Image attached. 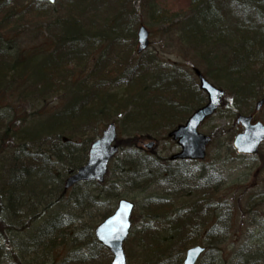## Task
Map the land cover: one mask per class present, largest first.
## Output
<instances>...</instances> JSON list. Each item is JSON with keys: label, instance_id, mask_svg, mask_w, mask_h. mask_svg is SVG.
Segmentation results:
<instances>
[{"label": "rangeland", "instance_id": "374dc122", "mask_svg": "<svg viewBox=\"0 0 264 264\" xmlns=\"http://www.w3.org/2000/svg\"><path fill=\"white\" fill-rule=\"evenodd\" d=\"M16 1L19 5L24 4L34 10L38 8L43 9V11L47 13L45 19L48 21L41 22L38 20L35 22L36 17L34 13H24V11L27 10V8L24 7L19 8V14H11L12 16H16L15 18H18L15 25L16 27L18 26L22 32L19 31L15 33L16 35L20 33V35L16 40L14 48L8 49L10 52L8 53L9 56L6 57L9 62L7 66L10 68L11 61L14 59L20 60V54L22 56L37 54L35 57H29L27 61L30 65L36 63L37 66L45 69L47 68L46 70L50 71L46 75L40 74V80L37 81L41 83V80H44L43 83H46L47 87H50V89L47 88L46 92H44L41 97L34 95L30 97L28 103L25 101L24 105L28 106H26L27 109L25 107L23 113L24 111L26 114L32 112L31 116H29V120L26 121V125L20 126L19 123L22 120L12 118L10 112L8 115L0 113V116L9 119L1 126L2 128L0 127L1 133L6 132L10 128H14V124H16L19 129L18 133L20 134L22 128L29 129L34 123L41 124L42 122H48V120L53 119L54 116L57 118H54L53 121H57L58 119L62 120V113L65 106L74 103L75 98L82 92L85 95L82 102H84L83 105L86 108L87 106H94L96 101L100 98L102 101L105 100L102 103L108 100L110 101L111 98H109L110 96H106V93H111L113 95L116 92H122L123 86H120V78L128 72L135 70L138 64H144L147 68V73H151L153 77L152 80H154L156 75H159L160 72L164 74L172 72V74H184L188 76V78H193L191 83L195 85L198 84V79L196 75H194L193 69L197 67L201 70V68L196 64V61H191L192 54H190V48L181 43L180 33L177 31H172L173 34L169 35L164 33L166 28L162 25L163 23L161 24L155 21V19L153 21L151 18V15H155L153 14V10L157 12L162 9L170 8V1L172 0H121L125 9L118 12L119 15L116 21L111 19L108 14L106 25L100 21L105 13L102 7L103 5H100V7H102L99 11L101 16L98 14L94 19L101 22V27H93L90 29L88 25L84 27L83 24L91 18L89 15L94 6L92 1L90 2L87 0L85 2V0H77L76 2V0H59L56 7L45 6L40 0ZM87 3L89 15L85 13L80 15L78 11L84 8ZM0 4L1 6L5 4L7 7V2H4V0H0ZM69 7L75 8V10L72 8L74 15H76V19L80 21L76 20L74 17L72 22L79 26V30L76 28V30H72V32L67 30L61 31L59 26L63 24V22L58 18L64 15L70 16L71 12L69 11ZM229 13H231L230 9L226 14ZM58 20L59 22H57ZM0 22L2 23L0 25L1 27L4 25V21ZM142 25L149 31V46L146 51L139 54L137 53L139 45H137L136 32ZM81 26H83L82 30H80ZM117 27L118 30L115 31ZM48 29L51 30V34L48 33ZM93 32L95 34L91 36ZM61 33H63L62 36H68L70 39L65 37L67 39L63 38L58 44L57 37H60ZM179 36L180 38L177 39ZM4 37L10 38V34L4 32ZM66 40L70 48L65 47L67 44V42H65ZM53 46H55V49H58L57 52L47 54L45 53L46 51L44 52L42 50L48 47L47 49H49L50 52ZM47 63L52 66L48 68L46 66ZM6 71H8V68ZM31 78L34 81L37 79L36 76H32ZM100 78L105 80L99 83L101 81ZM207 79L213 85H217L209 78ZM150 80V77H148L147 83H149ZM26 81L27 79L24 80V83H26ZM79 81L83 83L85 81L86 89L78 85ZM217 86L226 90V88L220 85ZM87 89L91 92L88 93ZM96 89L98 91L95 95L93 91ZM113 90H115V92H113ZM88 97L90 98L88 99ZM112 101L115 100L112 99ZM227 104L228 103L223 105L214 116L207 119L205 123L198 128L201 133L211 135L213 140L207 148L208 154L206 159L196 163L185 161V164L181 167L168 168L170 170L169 176L173 175L171 178L166 177L164 174V171L167 172L166 162L168 161L164 163L162 161L165 159L167 160L169 156L176 153L179 147L175 141L167 137L164 126L156 133L153 131H146V129H142L147 125L143 124V121L135 124H128L126 121L122 122V119H125V114L118 113L114 115L110 109L106 111L107 115L98 112L96 114V120L93 122L94 124L88 127H77V125H73L74 122H72L70 125L73 126L69 127L67 134L73 136L72 139L75 143L81 146L85 142L90 144L92 140L101 135V131L109 122H115L118 133L117 144L120 150L117 154L118 156L110 164L109 174L106 176L105 182L99 185L94 182L79 185L74 189L68 190L63 195L61 193L62 190L58 188V191L55 186H49L48 183H46L45 189H40V195L28 191L24 192L22 195L18 193L17 198L20 197L21 202L20 200L15 201L19 202V205L27 201L28 206H31L29 203L34 206L36 202L39 203L40 208L35 209V212L34 210L30 211L26 207L24 209L22 208V210H18L16 207L18 205L17 202L16 204L8 203L9 206L12 205L11 207L14 208L13 212L16 210V212H20L21 215H19V219L18 216H16L15 220L12 221V224H14L13 227L16 228L14 229L10 226V231L8 230V233H6V237L11 243L9 245L11 246V250L10 252L4 253L5 255H0V264H18L17 260L18 258L20 259V257H18L17 260L15 258L17 257L16 254L20 253V249L22 248L21 245H23L20 242L27 243L34 241V239L37 238L36 233L46 230L48 223L45 221L51 213L58 229H53L49 226L45 233L47 235V242L43 244L38 243L37 246L26 248V250L21 253V256L26 254L28 250H30L31 255L29 257L23 256L24 261H21L19 264H76L74 251L80 249V246H78L80 243L73 242L71 240L72 235L78 234V231L84 232V227L88 228L90 234L94 235V228H92V226L94 225L95 227L101 222L99 221L101 219V214H108L115 210L118 200L122 198H127L135 204L132 217V231L124 244L127 254V263L182 264L181 259L184 253L178 250L179 245H181L179 243L181 242L178 243V246L175 244L173 248L171 247L169 249L172 250L170 251L171 259H161L159 256L162 252H157L156 256H151V259H148L146 256L144 257L142 248L145 243L143 239L147 232L144 234L145 230L141 232V228L147 224L149 225L150 232L155 233L157 236L161 238H167V236L173 238L176 231L175 228L172 227L171 222L162 217L153 218L152 204L154 201L157 199L164 200L166 198L167 201L174 204L172 209L175 211L182 209L186 210L190 205L198 201L201 202L203 206H207V204L204 203V197L208 196V192L210 191L205 195L201 190L212 186L214 187L219 183L222 184V187H226L224 189L226 195L221 193L223 191L221 190L219 192L221 194H217L214 200L211 199V201L208 202V204L212 206L210 209L215 208L216 211L209 210V212H207L206 209L204 212V208L199 207L198 214L202 217V221L211 218V221L215 220V224L220 229V232L223 231L220 239L221 241L219 242H221L222 248L225 250L224 252L222 251V253L218 250L216 252L219 256L216 255L219 264H245L243 263L245 260L242 261L236 258L234 251L238 248H241L242 252L247 251V247L245 246L247 244L246 236H244L245 228L243 227L242 231L240 229V224H242L241 214L238 204L239 201L237 202L236 195H240L242 196L241 198H243L244 192L247 193L248 189L252 190L264 187V144L261 146L260 152L255 156L237 155L232 147V141L233 137L241 131L242 128L236 125L235 117ZM253 104L254 103H252V105ZM20 115L17 116L20 117ZM256 119H260L264 122V109L256 115ZM60 123L61 121H58L56 124L64 126V123ZM40 127L42 128L43 126ZM56 129H59V127H56ZM18 133L17 137L19 135ZM7 134H11V130L10 133L7 132ZM136 134H141V136H153L155 142H157L154 153L142 151L141 154L146 156L150 155L147 156L150 161L154 160H152V157L162 159L161 162L158 161V164L155 163L156 165L146 166L138 171L140 177L146 176L148 179L147 182H140V185L138 183L139 180L131 184L128 180H124V178L119 176L123 167L124 153L130 148L125 145L132 143L131 139L134 138ZM12 137L13 140H16L15 136ZM44 139L45 137H43L42 140L32 141L30 145V155L32 157L37 156L38 144H40L39 142L43 143ZM141 145L144 146V144L140 142L137 148L141 147ZM47 156L48 153H46L45 157ZM176 163L177 162L169 164L174 166ZM44 164L43 169H51L53 176L56 177L58 174H63L62 179L64 182L66 178L64 174L67 166H65V168L63 165L58 166L57 160L52 162L55 170L50 167L49 160L45 161ZM39 168V165H35V168H33V179L39 176V180L41 179L43 172L40 174ZM59 168L62 169L59 170ZM56 169L58 170L56 171ZM148 170L151 172V175L148 173L149 176L146 175ZM158 176L160 179L156 178ZM211 176H213V178H210ZM130 177H132V175ZM206 180L207 182H205ZM178 186L186 187L184 189H178ZM105 190H109V192L104 194L103 191ZM75 192L77 194L79 193L77 200ZM60 195H62V198L57 200V204L52 210L46 209L43 216L39 217L36 222L33 221L38 217L39 214H36V210L41 209L42 203L53 202ZM81 195H85L86 198H82L78 204V199ZM37 196L38 198H36ZM220 200H227L231 204L226 206L231 207L229 213H227L225 209L218 211L221 207H219L218 204ZM22 211H27L25 212L27 216H24L25 214H23ZM212 215H221L222 222L216 221L217 219L212 217ZM20 216L22 217L20 218ZM152 218L153 220H150ZM59 222L61 225L58 224ZM200 223L201 222L196 223L195 225L199 226ZM79 225L80 229H78ZM226 226L228 229L225 228ZM145 229L148 230V228ZM205 234L204 230H197L192 236H196L199 238L198 241H200ZM84 243L85 238L80 245ZM162 244L163 243L159 242V246ZM87 251H89V248L84 249L83 253L86 254ZM146 259H148V261L145 262ZM200 260L201 263L209 261L206 256L201 257Z\"/></svg>", "mask_w": 264, "mask_h": 264}, {"label": "trees", "instance_id": "16d2710c", "mask_svg": "<svg viewBox=\"0 0 264 264\" xmlns=\"http://www.w3.org/2000/svg\"><path fill=\"white\" fill-rule=\"evenodd\" d=\"M5 1L7 2V7L5 4L2 6L0 4V21H4V25L0 27V111L6 112L7 115L10 112L12 118L22 120L19 123L21 126V124L26 125V121L29 120V116H31L32 113L26 114L25 111L23 113L25 107L28 106L24 105L25 101L28 103L30 97L34 95L41 97L44 92H46L47 88L50 89V87H47L46 83H43L44 80H41V83L37 82L40 80V74L46 75L50 71L46 70L47 68L45 69L37 66L36 63L33 65L28 63V58L35 57L37 54H29L26 56L20 54V60L14 59L11 61L10 68L7 66L9 62L6 57L9 56L8 53L10 52L8 49L14 48L16 40L20 35V33L17 35L15 33L21 31V29L15 25L18 18H15L16 16H12L11 14H19V8L24 7L27 8L24 13H34V16L36 17L35 22L38 20L41 22H47L48 20L45 19L47 13H45L43 9L38 8L37 10H34L27 5H19L16 0H4V2ZM86 1L87 0H85V2ZM88 1H92L94 4L90 15L87 11L88 3L84 8L79 10L78 13L80 15L85 13L91 17L89 21L87 20L83 24L84 27H87L86 25H88L89 29L93 27H101L100 21L106 25L108 14L111 19L116 21V18L119 15L118 12L125 9L121 0ZM58 2H56V4H58ZM170 2V8L168 9H162L157 12L153 10V14L155 15H151L152 20L154 21L155 19V21H158L161 24L163 23L162 25L166 28L164 33L168 35L173 34L172 31L180 33L181 43L190 48V54H192L191 61H196V64L201 68V70L198 69L201 71L202 75H205L212 80L213 83L226 88V98L223 105L228 103L227 106L232 111L233 115L252 111V103L262 95L261 93L264 89V0H172ZM43 4L45 6L56 7V4ZM100 5H103L102 7L105 13L102 18L100 17L101 20L98 21L94 19V17L100 14L99 11L102 9ZM72 8L75 10L74 7H69V11L71 12L70 16L64 15L59 16L58 18L63 22V24L59 26L61 31L67 30L72 32V30H76V28L79 30V26L72 22L74 17L76 19V15H74ZM229 9L231 10V13L226 14L229 12ZM59 20L57 22H59ZM1 24L2 23L0 22V25ZM83 26L80 27V30H82ZM4 32L9 33L10 38H5ZM48 33L51 34L50 29H48ZM62 34L63 33H61L60 37H57L58 44L63 38L68 37H64ZM93 34L95 33L93 32ZM93 34L91 36H93ZM180 36L177 37V39L180 38ZM68 39H70V37H68ZM65 42H67L65 47L70 48L68 41L66 40ZM47 48H45L46 50L42 49L44 52L46 51L45 53L47 54L56 52L54 51L55 46L50 49V52ZM46 66L49 68L52 65L47 63ZM5 68H8V71H6ZM32 76L37 77L36 81L31 78ZM148 77L151 79L149 83H147ZM156 77L152 80L153 77L150 72L149 74L147 73V68L144 64H138L135 70L128 72L120 78V86H123L122 92L115 95L106 93V96H110V101L107 99V102L102 103L105 100L102 101L100 98L96 101L94 106H87V108L84 107V102H81V113H83V116H81L78 121H75L73 125L76 124L77 127H88L94 124L93 122L96 120V114L98 112L107 115L106 111L110 109L114 115H117L118 113L125 114V119H122V122L126 121L128 124H135L143 121V124L147 125L144 126L146 128L143 127L142 129L153 131L155 133L164 126L165 133H167L176 125L183 123V121L186 120V117L193 112L194 109L203 105L206 101V97L199 90V87L194 83H191L193 78H188V76L184 74H172V72L169 74L160 72ZM25 79H27L26 83H24ZM100 80L99 83H102L105 79L100 78ZM78 85L81 88L86 89L85 81L84 83L79 81ZM97 91V89L93 91L95 95L97 94ZM87 92L90 93L91 91L87 89ZM84 96L85 95L82 92L79 93L76 98H79L81 101ZM89 98L90 97H88V99ZM112 99L115 101H112ZM67 107L68 106H65V108ZM17 115H20V117ZM54 118L57 117L54 116L53 119ZM6 120L9 119L0 116V127L5 124ZM59 120L60 119L54 122L57 123ZM67 122H70V120ZM73 125L68 123L64 128H52L53 131L51 134L55 133L67 136L69 140L65 142H62L60 138L61 141L54 140L52 141L55 142L54 147H52V142H50V144L47 143L45 147H50L52 151L50 156L48 154V156L44 158L39 156L32 157L30 155L31 144L26 143V141L24 143L19 141V138L17 137L19 129L16 124H14V128H10L3 133L0 132V156H7L6 154L10 153L14 159L12 164L19 166L17 167L13 165L6 186L4 181H0V237L3 239H1L0 242L3 244V253L10 252L11 250V246H9L11 243L8 241L6 233H8V230L10 231L11 227L14 229L16 228L13 227L14 224H12V221L15 220L16 216H18L19 219V215H21L20 212H16V210L13 212L14 208L11 207L12 205H8V203L16 204L17 201L15 200H20L21 202V198H17L18 193L22 195L24 192L28 191L40 195V189H45L46 183H48L49 186H55L56 190H58V188L59 190H62V195L65 194L62 185L63 174H58L55 177L52 175L51 169H42L41 167L45 165V161L49 160V165L54 170L55 168L52 162L56 160L58 166L63 165L64 168L67 166L64 174L65 176L74 172L79 166L85 163L89 143L82 142V146L78 145V143H75L72 139L73 136L67 134L69 127ZM54 126L55 125H53V127ZM10 130L11 134H7V132L10 133ZM44 130L43 132L33 130L32 133H34V136L29 140H42L43 137H45L44 135L48 133L47 127L46 130ZM12 136H15L16 140H13ZM143 138L144 135L141 136V134H136V136L131 139L132 143L125 145L130 148L124 153L123 167L119 176L124 178V180H128L131 184H134L137 180H139V185L140 182H147V177H140L138 171L146 166L149 167L150 165H156V160L160 162L162 160L161 158H153L154 160L152 159L153 161H150L147 157L148 155L141 154L142 151L140 152L137 150V146L140 145ZM44 141L43 143H39L44 146ZM13 149H16L17 151ZM3 162H1V164H3ZM35 165H39L40 174L43 172L40 180V176L33 179V175L30 174H27L26 182L22 183L18 180L17 172L21 173V169L23 168L33 171ZM61 169L62 168H59V170ZM57 170L58 169H56V171ZM148 173L151 175L149 170L146 175H148ZM164 174L168 178L173 176H169L170 174L166 171H164ZM131 175L132 177H130ZM156 178H159V176ZM210 178H213V176ZM205 182H207V180ZM221 185L222 184L219 183L214 187L212 186L201 190L205 195L210 191L208 192V196L204 197V203L207 204V206H203L201 202L198 201L195 204L190 205L186 210L182 209L175 211L172 209L174 204L167 201L166 198L164 200L157 199L154 201L152 204L153 218L162 217L168 219L176 232L174 233L173 238L169 236H167V238H161L155 233L150 232L149 225L145 224V226L141 228V232L144 230V234L147 232L143 239V242L145 243L142 248L144 251V257L146 256L148 259H151V256H156L157 252H162L159 256L161 259H171L170 251L172 250L169 249L171 247L173 248L175 244L177 246L181 244L179 245L178 250L179 252L184 253L189 246L203 243L207 248L206 253L204 254V256L209 259L207 263H216L217 258L219 257L216 254L217 250L221 253L225 250L222 248L221 242H219L221 241L220 239L223 231L220 232V229L215 224V220L211 221L212 218L204 219V221H202V217L198 214V208H204V212L206 209L207 212H209V210L216 211L215 208L210 209L212 206L211 204H208V202L211 201V199L214 200L217 194L224 193L226 187H222ZM221 190L223 191L219 193ZM108 192L109 190L103 191L104 194ZM75 194L77 200L79 193L77 194L75 192ZM62 195L57 197L53 202L48 203L47 209L52 210L57 204V200L62 198ZM224 195H226V193H224ZM241 197L242 196L240 195H236V200L237 202L239 201L238 204L241 214L242 224H240V229L242 231L243 227L245 228L244 236H246L247 244L245 246L247 247V251L242 252L241 248L234 250L236 258L242 261L245 260L243 262L245 264H264V187L252 190L248 189L247 193L244 192L243 198ZM36 198H38V196ZM82 198H86V196L81 195L78 199V204ZM17 204L16 207L18 210H22V208L24 209L26 207L30 211L34 210L35 212V209L40 207L39 203L36 202L34 206L30 203L29 205L31 206H28L27 201H24V203L20 205L19 202H17ZM218 204L219 207L221 206L218 211L225 209L227 213H229V210H231V207H226L231 205L227 200H220ZM45 205L46 202L42 203L41 207ZM25 212L27 211H22L23 214H25ZM109 214L110 213L101 214V219ZM51 215L45 222L48 223V227L50 226L53 229H58L55 225V219H53ZM24 216H27V214ZM21 217L22 216H20V218ZM39 217L41 216L38 215L36 220ZM212 217L217 219L216 221L222 222L221 215H212ZM153 218L150 220H153ZM101 219L99 221H101ZM199 222H201L200 225L196 226L195 224ZM58 224L61 225L60 222ZM48 227L46 230L36 233L37 238L34 239V241L27 243L20 242L23 245H21L22 248L20 249V253L16 254L17 257L15 258L17 260V258L20 257V259L18 258L17 260L18 264L21 263V261H24L23 256L29 257L31 255L30 250H28L26 254L21 256V253L26 250V248L37 246L38 243L43 244L44 242H47V235L45 233L47 232ZM92 228H94V225ZM145 228H148V230ZM225 228L228 229L227 226ZM78 229H80V225ZM83 230L84 232L78 231V234H73L71 238L73 242H79L80 244L85 238V243L78 245L80 246V249L74 251L76 264H108L111 260V254L96 242L94 235L90 234L88 228L84 227ZM197 230H204L206 233L200 241H198L199 238L196 236H192ZM159 242L163 244L159 246ZM86 248H89V251L84 254L83 251ZM148 259H146L145 262L148 261Z\"/></svg>", "mask_w": 264, "mask_h": 264}, {"label": "water", "instance_id": "95a60500", "mask_svg": "<svg viewBox=\"0 0 264 264\" xmlns=\"http://www.w3.org/2000/svg\"><path fill=\"white\" fill-rule=\"evenodd\" d=\"M55 2L56 0H47ZM149 34L147 29L142 26L138 31L139 51L148 48ZM196 75L199 77V86L205 91L208 100L204 106L195 110L194 113L183 124L179 125L170 132L169 137H172L181 146V151L171 157L180 159H204L206 156V146L211 142L208 135H203L198 132V127L203 123L206 117L213 115L222 103L225 97L224 90L211 85L204 76L200 75L196 70ZM264 104V97L258 100L256 110L259 111ZM236 122L244 127V130L234 137L233 147L238 154H256L260 144L264 141V124L261 121L252 123L253 116H237ZM116 126L114 123H109L106 129L103 130L102 136L91 144L88 151V162L81 166L75 174L67 177L65 189L78 184V182H88L89 180L103 183L108 172V165L112 158L118 152V146L112 143L116 140ZM154 142L147 145V148H152ZM134 204L126 199L118 202L116 210L111 216L105 218L100 225L94 230L95 237L98 242L103 244L113 255L111 264H127L126 254L123 251V244L127 239L131 223V215L133 213ZM202 246H193L189 248L184 257L183 264H196L197 259L204 252Z\"/></svg>", "mask_w": 264, "mask_h": 264}, {"label": "bare ground", "instance_id": "6f19581e", "mask_svg": "<svg viewBox=\"0 0 264 264\" xmlns=\"http://www.w3.org/2000/svg\"><path fill=\"white\" fill-rule=\"evenodd\" d=\"M108 88V87H107ZM118 91V90H117ZM113 92H115V90H113ZM117 94L114 93L113 95ZM83 100H79V98H76L75 101H74V104H71L69 105L67 108L64 109L63 111V119L61 120V123L60 124H63L64 123V126H67V124H71L72 122H75V121H78V119L83 116V113H81V102ZM1 114H6V112H2L0 111ZM7 118V117H6ZM70 122H67L69 121ZM60 121V120H59ZM58 123V122H57ZM21 125H25V124H21ZM53 125H55L53 127ZM40 126H43L42 128ZM56 126H60L59 124H56L52 119H49L48 122H42L41 124H35L29 128V129H24L22 128L21 129V132L20 134L18 135L19 137V141L21 143H24L26 141V143L28 144H31L32 143V140H29L30 138L32 139V137L34 136V133H32L33 130H36V131H39V132H43V130L45 129L46 130V127L48 128V133H46L44 136L46 137L45 138V141H44V146L42 144H38V153H37V156L41 157V158H44L46 156V153L51 154V148L50 147H45L47 143L50 144V142L54 141V140H62V142H65L68 139L67 136H63V135H60V134H51L52 133V128L56 129ZM64 126H60L59 128H64ZM44 130V131H45ZM43 134V133H42ZM59 135V136H57ZM60 138V139H59ZM60 140V141H61ZM34 141V140H33ZM55 145V142H52V147H54ZM7 156H0V164L1 162H3V164L0 165V181H4V184L6 186V182L8 181L9 177H10V173H11V169L13 168V165L14 166H17L16 164H12V161L14 160L12 155L10 153L6 154ZM4 159V160H3ZM19 167V166H17ZM44 167V165H43ZM43 167H41L43 169ZM21 173H18L17 172V178L19 181H21L22 183L26 182V176L27 174H30L32 175L33 171H29L27 169H21ZM23 172V173H22ZM186 186H178L177 188L180 189H184ZM177 190V189H176ZM48 202L46 203L45 206H42L41 209L39 210H36L37 213L36 214H39V216H43L44 215V211H46V209L48 208ZM40 208V207H39ZM37 218V217H36ZM36 218H35V222H36ZM2 238L0 237V240ZM3 240V239H2ZM3 244L0 242V255H3Z\"/></svg>", "mask_w": 264, "mask_h": 264}]
</instances>
